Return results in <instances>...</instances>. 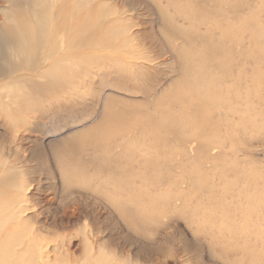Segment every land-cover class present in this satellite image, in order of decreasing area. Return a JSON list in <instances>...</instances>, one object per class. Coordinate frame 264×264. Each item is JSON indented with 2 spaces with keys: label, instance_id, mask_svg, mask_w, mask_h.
I'll use <instances>...</instances> for the list:
<instances>
[{
  "label": "rangeland",
  "instance_id": "1",
  "mask_svg": "<svg viewBox=\"0 0 264 264\" xmlns=\"http://www.w3.org/2000/svg\"><path fill=\"white\" fill-rule=\"evenodd\" d=\"M0 264H264V0H0Z\"/></svg>",
  "mask_w": 264,
  "mask_h": 264
},
{
  "label": "bare ground",
  "instance_id": "2",
  "mask_svg": "<svg viewBox=\"0 0 264 264\" xmlns=\"http://www.w3.org/2000/svg\"><path fill=\"white\" fill-rule=\"evenodd\" d=\"M18 15V14H17ZM20 18V17H19ZM22 19H25V18H22ZM43 21V20H42ZM21 23V22H20ZM21 25H22V23H21ZM23 27L25 26V24L24 25H22ZM20 37V36H19ZM26 42V41H25ZM35 43V42H34ZM17 52V51H16ZM34 52V51H33ZM24 57V56H23ZM22 58V57H21ZM31 58V56L29 55V58L28 59H26L25 60V62H27V64L28 63H30L31 61H32V58ZM44 59V58H43ZM43 61V60H42ZM23 62L24 61H20V63L19 64H23ZM43 63V62H42ZM39 65V64H38ZM54 69H57L58 70V68H54ZM54 69H50V70H48L47 71V73H46V77H52V78H56L57 77V75H56V73L54 74L53 73V71H54ZM9 217V216H8ZM3 220V219H2ZM6 220V219H5ZM5 224H6V222H5ZM1 254H3V253H1ZM5 256V255H4Z\"/></svg>",
  "mask_w": 264,
  "mask_h": 264
}]
</instances>
